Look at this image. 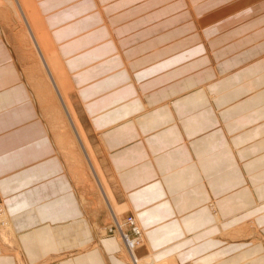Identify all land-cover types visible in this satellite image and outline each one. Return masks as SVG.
<instances>
[{
  "label": "crops",
  "instance_id": "obj_1",
  "mask_svg": "<svg viewBox=\"0 0 264 264\" xmlns=\"http://www.w3.org/2000/svg\"><path fill=\"white\" fill-rule=\"evenodd\" d=\"M95 3L137 99L102 112L106 171L85 164L107 203L73 180L0 27V264H125L94 228L128 212L174 264H264V0ZM101 68L80 86L111 90Z\"/></svg>",
  "mask_w": 264,
  "mask_h": 264
},
{
  "label": "rangeland",
  "instance_id": "obj_2",
  "mask_svg": "<svg viewBox=\"0 0 264 264\" xmlns=\"http://www.w3.org/2000/svg\"><path fill=\"white\" fill-rule=\"evenodd\" d=\"M11 1L14 2L16 9L25 13L27 19L21 20L22 22L18 20L5 0H0V27L14 50L15 61L36 102L39 114L47 124L53 142L60 143L61 156L65 160L67 170L70 171L71 176H74L73 180L79 185L80 191L85 189V192L88 190L100 198L102 196L103 201L107 203L106 196L103 197L102 192L100 193L95 186L85 164H96L100 174L106 171L105 154L98 139V131L104 118L103 113L128 100H130L128 105L134 109L137 100H133L134 90L130 88L128 74L119 60L120 50L117 43L111 37L112 27L109 28L95 0H79L72 5H64L61 2L63 0ZM3 25L6 28H2ZM106 64L109 65L100 67ZM110 66L114 69L111 90L96 94L90 86L83 85L84 81L83 86H80L78 76L81 72L91 69L97 71L99 68H101L100 71H109ZM123 74L126 76L125 80ZM80 77H85V73ZM122 79L124 81L120 82ZM87 80L88 78L85 79ZM60 91L64 101L58 94ZM131 109L125 113H131L133 111ZM68 112L71 117L68 116ZM58 145L56 150L60 151ZM103 182L105 184L104 180ZM94 203L97 204L96 196ZM2 208L5 209L3 202L2 206L0 205V211ZM208 210L213 218L214 227H219L221 222L215 220L217 213L214 206L211 204ZM0 215V231L10 234L6 225V221L10 223L8 213L4 210ZM120 218L122 220L112 215L111 224H108L107 220L105 224L96 226L94 229L100 238L107 236L117 240L118 238L115 237L117 222L126 224V227L123 226L122 234H127L128 238L134 241L138 238L137 229L141 232L144 242L141 247L138 245L137 250L146 247L147 253L139 258L136 254L137 250L130 253L123 249L121 243L120 259L122 258L125 264H174V251L177 250V246H174L172 250L167 247L151 251L147 248L146 233L141 227L138 215L132 216L128 212ZM237 229L242 231L243 227ZM229 230L235 231V228ZM241 231L240 233H245L247 237L252 235L250 232ZM236 234L232 235L228 231L218 233L220 237L231 238H234Z\"/></svg>",
  "mask_w": 264,
  "mask_h": 264
},
{
  "label": "bare ground",
  "instance_id": "obj_3",
  "mask_svg": "<svg viewBox=\"0 0 264 264\" xmlns=\"http://www.w3.org/2000/svg\"><path fill=\"white\" fill-rule=\"evenodd\" d=\"M18 1V0H17ZM5 2L7 3V5L10 7V8H12V11H13V14H14V16L18 19V20H26L27 18H26V15H25V13L24 12H20V10H18V9H16V7H15V5H14V2L13 1H11V0H5ZM17 16H19V17H17ZM21 21V22H22ZM29 31V30H28ZM33 35V34H32ZM34 40V39H33ZM35 47V46H34ZM37 47V46H36ZM35 47V48H36ZM39 48V47H38ZM63 49V48H62ZM62 51H65V50H62ZM42 55V54H41ZM91 55V54H90ZM39 56V55H38ZM43 58V57H42ZM40 60V59H39ZM45 61V60H44ZM96 63V62H95ZM42 65V64H41ZM43 66V65H42ZM45 69V68H44ZM46 71V70H45ZM50 74V73H49ZM48 75V74H47ZM49 76V75H48ZM50 78V77H49ZM51 80V79H50ZM55 86V85H54ZM59 87V86H58ZM59 91V90H58ZM54 92V91H53ZM59 96H60V98H61V100H63L64 101V99H63V97H62V91H60L59 93ZM55 95H56V93H55ZM64 95V94H63ZM111 95V94H110ZM57 96V95H56ZM53 99V98H52ZM57 99V98H56ZM58 99H59V97H58ZM59 101H60V99H59ZM62 101V102H63ZM36 103V102H35ZM64 103V102H63ZM93 105H94V103H92ZM91 104V105H92ZM63 105V104H62ZM90 105V106H91ZM65 106V105H64ZM89 107V106H88ZM67 109V108H66ZM50 110V109H49ZM65 110V109H64ZM66 111V110H65ZM88 111V110H87ZM92 112V111H91ZM66 113V112H65ZM64 113V114H65ZM89 113V112H88ZM93 114V113H92ZM65 116V115H64ZM67 116V115H66ZM68 116H69V112H68ZM94 116V115H93ZM96 116V115H95ZM69 117H71V116H69ZM91 118V117H90ZM70 119V118H69ZM67 120V119H66ZM92 121V120H91ZM73 122V121H72ZM96 123V122H95ZM68 125H70L69 123H68ZM99 125V124H98ZM75 126V125H74ZM71 127V126H70ZM76 127V126H75ZM72 129H74L73 127H72ZM77 134V133H76ZM79 138V137H78ZM78 140V139H77ZM80 141V140H79ZM58 144H60V143H58L57 142V145ZM79 145H80V143H79ZM59 147V146H58ZM82 147V146H81ZM84 147V146H83ZM61 149V148H60ZM84 149V148H83ZM82 150V149H81ZM62 151V150H61ZM85 152V151H84ZM83 152V153H84ZM60 153H62V152H60ZM83 155H85V154H83ZM80 157V156H79ZM89 158V157H88ZM90 164H92V163H90ZM92 167V166H91ZM74 177V176H73ZM97 181V180H96ZM101 189V188H100ZM0 205L2 206V202H0ZM4 210L5 209H1V211H0V213H2L3 214V212H4ZM216 215V214H215ZM0 217H1V215H0ZM216 221H218L219 219H218V217H217V219H215ZM130 223H128V225H129ZM6 225H7V228H9V230H10V228H11V224L8 222V221H6ZM5 225V226H6ZM117 225H118V228L116 229V233H117V235L115 236L116 238H118V240L120 241V244L122 243V245H123V249L124 250H128V252H130V253H133L134 251H136L137 250V248H138V245L141 247L142 245H143V242H144V239H143V237H142V234H141V232L137 229V231L138 232H136L137 234H138V238H137V241H134L133 239H130V238H128V236H127V234H122V232L124 231L123 230V226H125L126 227V224L125 225H122V224H120L119 222H117ZM215 230V229H214ZM215 232H216V230H215Z\"/></svg>",
  "mask_w": 264,
  "mask_h": 264
}]
</instances>
